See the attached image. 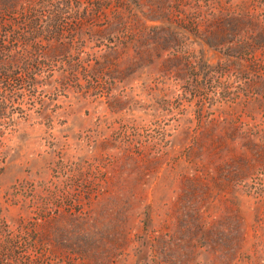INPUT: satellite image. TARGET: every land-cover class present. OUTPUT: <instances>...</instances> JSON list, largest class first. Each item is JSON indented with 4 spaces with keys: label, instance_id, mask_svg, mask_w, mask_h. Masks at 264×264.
Listing matches in <instances>:
<instances>
[{
    "label": "rangeland",
    "instance_id": "374dc122",
    "mask_svg": "<svg viewBox=\"0 0 264 264\" xmlns=\"http://www.w3.org/2000/svg\"><path fill=\"white\" fill-rule=\"evenodd\" d=\"M80 1L81 9L88 8V0ZM240 1L167 4L182 62L197 76L200 67L211 70V86L234 94L227 103L204 104L199 111L196 102L178 99L182 83L159 70L166 54L140 71L131 56L121 59L122 77L112 93L121 98L118 104L111 94L89 96L84 80L69 90L42 83L33 96L23 86L21 99L0 118V264H264V174L233 181L224 194L213 181L217 169L185 153V135L197 129L198 118H237L245 130L264 125V98L254 102L256 96L237 90L243 86L238 78L248 80L251 73L215 72L224 61L222 46L184 33L179 23L197 22L202 32L218 9ZM252 2L264 10V0L241 3ZM101 49L86 42L82 53L72 51L48 68L64 69V61L77 55L90 56L93 65ZM203 228L210 229L208 237Z\"/></svg>",
    "mask_w": 264,
    "mask_h": 264
},
{
    "label": "trees",
    "instance_id": "16d2710c",
    "mask_svg": "<svg viewBox=\"0 0 264 264\" xmlns=\"http://www.w3.org/2000/svg\"><path fill=\"white\" fill-rule=\"evenodd\" d=\"M225 1L226 4L231 2ZM242 1L235 8L218 9L202 32L197 22L185 23L182 19L179 23L184 33L212 38L222 46L220 54L224 61L217 64L215 72L226 74L244 69L251 73L248 80L238 78L243 86L237 90L256 96L253 100L256 102L264 98V10L257 8L254 2L247 5ZM167 4L168 0H88V8L81 9L80 0H0V118H6V113L21 99L18 93L24 85L33 96L42 83L49 89L69 90L71 83L79 84L84 80L89 96L99 92L101 97L108 98L114 92L115 83L120 82L117 79L122 77L121 59L126 55L131 56L132 67L140 71L155 66L166 54L168 59L159 70L162 69V73L166 70V76L172 74L182 83L175 92L177 98L196 102L199 111L204 104L212 106L230 101L234 95L228 92L230 88L211 86L213 79L207 77L211 70L206 68L208 72L203 73L200 67L202 74L197 76L193 73L194 66L182 62L180 34L172 23ZM69 20L72 23H68ZM84 24L89 25L87 32L82 29ZM86 42L93 44V48L105 47L94 54L93 65L90 56L77 55L64 61V69L48 68L55 59L66 58L72 51L82 53ZM244 62L246 66L242 65ZM42 68H48L46 74L41 72ZM69 92L78 93L75 88ZM110 100L118 104L121 98L112 95ZM39 105V113L44 114L46 103L41 100ZM251 105L252 100H249V105L243 108ZM185 138L190 139L185 151L187 158L199 159L201 166L217 169L219 176L213 181L224 194L229 193V183L244 181L256 171L264 174L262 123L245 130L237 118L205 123L198 118L197 129L188 132ZM3 169L1 167L0 172ZM195 181L188 180V183L193 185ZM202 232L208 237L211 231L203 228Z\"/></svg>",
    "mask_w": 264,
    "mask_h": 264
}]
</instances>
